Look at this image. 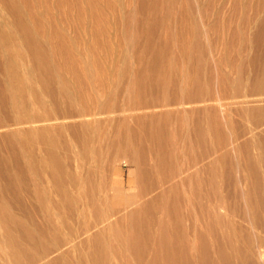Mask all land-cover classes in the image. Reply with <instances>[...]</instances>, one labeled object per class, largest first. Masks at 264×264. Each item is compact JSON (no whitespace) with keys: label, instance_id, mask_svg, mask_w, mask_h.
<instances>
[{"label":"rangeland","instance_id":"rangeland-1","mask_svg":"<svg viewBox=\"0 0 264 264\" xmlns=\"http://www.w3.org/2000/svg\"><path fill=\"white\" fill-rule=\"evenodd\" d=\"M0 130V264H264V0H0Z\"/></svg>","mask_w":264,"mask_h":264},{"label":"bare ground","instance_id":"bare-ground-1","mask_svg":"<svg viewBox=\"0 0 264 264\" xmlns=\"http://www.w3.org/2000/svg\"><path fill=\"white\" fill-rule=\"evenodd\" d=\"M4 40H5V42L7 43V45H8V48L10 49V51H12L15 55H16V57H17V55H18V53H17V50L15 49V44H14V42L12 41V40H10V37L9 36H5L4 37ZM91 41V40H90ZM19 79V81H21L22 80V78L21 77H19L18 78ZM235 101V100H234ZM217 103H218V101H217ZM212 104V103H211ZM214 104V103H213ZM192 106V105H191ZM183 107V106H182ZM164 110V109H163ZM122 117V116H121ZM37 125H39V124H37ZM23 126V125H22ZM1 131V130H0ZM29 139L30 140H34L35 138L33 137V136H31V137H29ZM50 157L51 158H53L54 160H45V159H41L40 160V165H39V167H41L42 168V170L43 171H45L46 173H47V175H50L52 178H57L58 176H57V170L58 169H60V165L58 164V162L57 161H55V156H54V154L53 153H51L50 154ZM35 158V157H34ZM30 167H33V165L32 164H30L29 165ZM163 174V173H162ZM182 177V176H181ZM59 181V180H58ZM57 181V182H58ZM64 192V191H63ZM172 200V199H171ZM65 201H66V199H65ZM133 207V206H132ZM159 207V206H158ZM69 208V207H68ZM71 210V209H70ZM82 214V213H81ZM79 215V214H78ZM54 222V221H53ZM89 225V224H88ZM148 225V224H147ZM79 229V228H78ZM90 234V233H89ZM47 235V234H46ZM44 236V235H43ZM94 237V236H93ZM72 239V238H71ZM44 241V240H43Z\"/></svg>","mask_w":264,"mask_h":264}]
</instances>
